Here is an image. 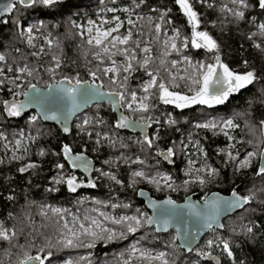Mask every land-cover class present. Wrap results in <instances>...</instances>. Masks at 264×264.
Instances as JSON below:
<instances>
[{"label": "trees", "instance_id": "16d2710c", "mask_svg": "<svg viewBox=\"0 0 264 264\" xmlns=\"http://www.w3.org/2000/svg\"><path fill=\"white\" fill-rule=\"evenodd\" d=\"M190 3L200 21L197 30L208 32L217 42L218 50L191 46L192 26L175 0H56L50 5L37 0L27 6L16 3L12 13L0 20V55L5 57L4 63L0 64L5 69L12 68L13 76L17 75L18 67L27 66L32 70L31 76L21 74L24 91L29 85L43 88L60 80L73 84L77 78L93 82L90 71L97 72L95 83L109 92L113 89L119 91L118 85L112 84L102 71L110 61L106 57L103 62L97 60L94 53L99 49L89 45L74 27L78 21H98L101 16L111 19L115 15L133 20V24L123 22L121 32L131 30L132 41L140 42L139 48L132 41L124 47L134 48L140 60L144 56L140 49L145 46L151 48L148 55L152 63L148 70L158 72V79L163 78L165 83L170 81L166 69L171 67V59L163 55L162 32H170L172 28L178 29L181 37L188 38V47L181 49L180 42V51L170 52L172 58L184 54L211 64L219 55L222 63L232 71L239 74L253 71L257 77L252 84L230 94L223 104L211 107L194 104L178 108L164 104L156 94L150 95L149 110L142 113V117L151 123L148 137L153 143L150 147L139 134H130L115 127V112L109 102L93 104L77 116L68 133L54 124L42 122L38 115L34 121H29L30 112L11 116L3 102H16L22 96L13 97L16 81L13 83V80H9L7 83L4 80L0 89V134L13 140L20 131H29L35 135V142L17 160L4 155L0 144V224L7 229H15L17 233L10 242L0 240V264H19L25 254L46 257L44 264H58L67 260L70 264H124L133 246L153 257L164 252L168 264H212L203 261L197 251L219 256L220 264H264V176L256 175L261 166L260 154L264 153V124L261 123L264 121V34L258 28V23L264 21V9L259 7L258 0H246L247 7L232 0H190ZM108 7L117 8V11L103 13ZM121 7L126 10H121ZM236 7L245 13L243 19L233 14ZM230 8L231 12L228 11ZM164 13L167 15L161 21ZM29 20H34L33 29H37L41 36L47 35L53 40L52 45L44 46L40 54L36 53V46L27 45L19 34L20 25ZM156 23L161 24L159 34L155 30ZM113 59L117 64L124 61L119 54ZM161 60L165 61L163 65ZM57 62L59 68L56 67ZM133 65L135 70L127 74V87L130 91L140 92L142 83L149 77L136 61H133ZM48 69L53 71L49 72ZM180 85L183 83L180 82ZM157 91L152 90L153 93ZM169 112L175 123L166 121ZM209 116L216 119L237 118L239 128L233 133L237 139L233 155L223 153L227 149V137L215 129L203 130L193 125ZM85 119L89 120L88 124L83 123ZM154 119L158 120V129L153 123ZM185 133L200 142L206 152V161L216 170L214 176L205 177L204 184H184L181 181L184 159L179 148ZM65 144L71 147L72 152L86 153L95 161L99 167L96 174L100 178L95 187L75 193L69 190L66 183L55 182L56 178L66 179L74 174L61 152ZM168 148H173L176 154L171 156L172 164H168L162 156ZM219 148H222L220 153L217 152ZM250 149L255 150L257 155L252 157L249 167L239 168L240 157ZM29 164L35 167L25 172L19 171ZM58 164H64V168H58ZM135 170L144 172L148 180L131 177L130 173ZM161 171L172 173V187L149 182ZM111 176L116 179H111ZM139 188L148 190L156 199L169 196L177 202L188 195L202 200L212 191L229 194L234 188L241 196L255 195L243 209L223 220L222 230L208 232L188 254L179 246L173 230L156 233L143 221L136 232L129 233L128 222L115 224L107 219L103 221L104 227L114 230V239H98L94 247H87L85 245L91 243L92 238L79 235V239L71 238L75 246H65L64 239L69 238L65 221L70 229H80L77 222L88 226L95 207L109 210L116 219L139 216L140 213L148 216L150 212L136 195ZM54 208L64 211L55 213L52 211ZM249 227L253 228L252 233L247 232ZM208 239L216 243L209 247ZM220 240L229 242L232 257L223 251ZM130 264L163 262L140 257L137 253Z\"/></svg>", "mask_w": 264, "mask_h": 264}, {"label": "snow or ice", "instance_id": "6c2138e0", "mask_svg": "<svg viewBox=\"0 0 264 264\" xmlns=\"http://www.w3.org/2000/svg\"><path fill=\"white\" fill-rule=\"evenodd\" d=\"M18 2L21 5H30L37 0H18ZM40 3H43L45 5H50L56 2V0H39ZM175 3L179 6V8L182 10L184 15L187 17L188 23L192 26V36H191V46L195 49L205 48L209 51L218 50V44L217 42L212 38V36L209 35L206 31H199L197 30L199 27V19L197 12L193 10L192 4L190 3V0H175ZM233 3H239L240 5L247 7L246 0H233ZM259 7L261 9H264V0H258ZM15 7V4H5L3 5L2 11L5 13H9L13 10ZM228 11H232V9H228ZM237 18L243 19L245 16V13L243 11H235L233 13ZM167 15V13H164L160 19L161 21H164V17ZM117 21H119V18H115ZM167 23H170L171 21H166ZM129 24H133V21L131 19L128 20ZM121 27V23H117L115 28H111L105 31H101L97 29V35L94 38H90L87 43L89 45H95L99 51H96L94 53V56L97 60H100L103 62V58H107L111 62V66L105 67L102 69L104 75L110 76L112 84L118 85L119 91L113 89L112 91L108 92L106 94V98L108 99V102L113 106L114 109H117L119 107H126L129 110L132 111H139V112H147L149 110V104L146 103V101L149 99L150 95L156 94L158 96V99L162 101L164 104H174L178 108H185L193 104H203L208 105L209 107L213 105H219L223 104L229 97L230 94L239 92L242 88H245L247 85L252 84L256 79V75L253 71H247L243 74L236 73L232 71L228 65L222 63L219 55L215 56V63L214 64H205V63H198L196 65H192L193 69L197 73V75L194 76H177L175 74H172L169 71V77L170 81L169 83H165L163 78H159L158 72H153L148 70V66L152 63V58L150 55H148L151 52V48L145 46L141 48V52L144 53L143 59H138L136 55V51L134 48L129 47H118V46H126L129 44L130 41H132L133 33L131 30L127 32L124 36L119 35H113V33L117 32L119 28ZM259 28L262 31V34H264V23H261L259 25ZM155 30L159 34L161 32V24L157 23L155 25ZM91 31V29H89ZM111 37V40L109 41L108 45L105 44V41L108 40V38ZM179 37V31L176 30V34L174 37H170L166 40H164V46L165 49H171L173 51H180V48L177 46L176 38ZM136 45L137 48L140 47V42L132 41ZM110 45V46H109ZM182 46L184 48L188 47V38H184ZM259 47V45H257ZM115 50V51H114ZM121 55L125 58V62L123 64H117V61L113 59V56L115 55ZM164 56L169 55V52L166 50L163 53ZM5 57L3 55H0V61H3ZM185 61H189L188 57H184ZM133 61H136L137 64L141 69H144L147 76L149 77L148 81L145 82L142 85V91L145 93V95L138 97L137 92L135 90H129L127 87V82L129 79V75L132 71L135 70ZM161 65L165 63L164 60L160 61ZM172 66L175 67L177 64V61H172ZM190 63V61H189ZM246 63V62H245ZM60 64L57 62L56 67L59 68ZM20 73H26L27 75H32V70L29 69L27 66L21 67L18 69ZM49 72H52L53 69H48ZM166 71H168L166 69ZM122 73L126 75H121ZM2 74V73H0ZM89 75L93 78V83L90 86L81 88V84L88 85L87 81H81L80 79L75 80V86L71 88H62L59 93L56 94H49L48 97L45 99L49 103L62 105L65 98L70 102V108H68V114L70 115L74 111H76L78 108H80L82 105H86L91 99L96 97L105 98V94H101V87L102 85L95 84V80L97 78V72L90 71ZM17 80L20 79V77L16 78ZM65 79H68L67 77ZM179 80H187L191 82L192 87L189 88V91L193 92L192 95H186L182 94L178 91L170 90L171 88L179 87L178 84L175 83V81ZM4 81L0 80V84H3ZM15 83V81H13ZM19 87V85H17ZM30 88H35V85H29ZM158 90L156 93H153L152 90ZM25 96L28 95V93H24ZM39 100V98H37ZM5 109L7 110L8 114L11 116H18L20 115L21 111L23 110L26 105L23 102L17 103L13 101L12 103H9L8 101H4ZM135 105V107H134ZM58 111L61 110V108L58 107ZM45 119H57L56 112H52L51 115H45ZM67 116H65V119ZM33 120L36 119V117H32ZM149 120L141 118V121H129L128 117L123 115L121 113L119 119L115 122L116 128H128V127H136V126H148ZM84 124H88L89 120L85 119ZM169 123H175L174 120H169ZM264 124V121L261 122ZM225 127H235L236 125L233 124V121L231 119L224 122ZM199 127H216L215 123H205L203 125H198ZM64 132H68L69 129L67 126L63 128ZM227 134V133H225ZM99 135V134H98ZM105 138H107L105 136ZM231 139V137H229ZM97 143H99V139L97 140ZM144 143H146L149 147L152 145L153 141L149 139L147 135L144 136ZM17 144H19V141H17ZM64 158L68 161V163L73 168H83L84 171L89 170V163L88 161L84 160L83 154H77L72 155V149L69 145L65 144L62 149ZM172 149H168L167 156H171ZM41 155H43V152H41ZM257 154L255 152H250L247 154V157L241 161H239V168H246L251 165L252 157L256 156ZM166 156V158H167ZM261 160H264V153L260 154ZM233 159H235L233 157ZM77 161H81V163H77ZM35 167L33 164H29L26 167H22L19 169L20 172L27 171L28 168ZM58 168L63 169L64 164H58ZM209 176H214L216 174L215 169H207ZM104 175H110L109 173H103ZM133 175L135 177H145V173L142 171L134 172ZM257 176H264V163L261 164V166L258 168L256 172ZM111 179L115 180V176H111ZM166 186L172 187L170 183H167L171 178L170 177H164ZM200 184H204L205 180L203 177H197ZM56 183L64 182L67 184L70 191L75 192L76 189L80 186L76 182L75 176H70L66 179H55ZM120 181H117L119 183ZM149 182L152 183H158V181L155 178H151ZM185 183H188V181H185ZM88 185L91 187H95V184L89 180ZM254 193L246 196H240L235 190H233L232 193V199L230 200H221L218 197H214L211 201H209L207 198L204 201L205 211H201L197 208L196 205L191 204L188 205V207L191 209L192 214L197 217H203V227L211 229L213 227V222L217 223L219 227H223L222 224L218 223V217L221 213V210L224 211H230L234 210L236 208H242L245 204H248L251 202V200L254 198ZM11 199V197H9ZM165 203L167 204H174L175 202L172 200H168ZM153 207L155 205H152ZM113 207H116V205H113ZM124 207H128V205H124ZM55 213H61L62 209L54 208L52 209ZM139 211V210H138ZM103 216L104 214L101 213ZM162 215L164 216H172L175 215L174 212L171 210H166L165 213ZM105 220L111 219L113 223L115 224H122L125 222L127 223V231L129 233L136 232L139 227L142 226L143 223H147L149 225H152L154 223H160L157 219H154L153 216H147L146 213H140L139 216H122L119 219H116L114 217L110 218L105 216ZM133 224L135 226H133ZM163 228L166 229L168 226V220L164 219L163 222ZM64 227L68 229L69 233L72 237H75L76 239H79V235H84L92 238V242L88 243L87 247H94L95 241L98 239H106V240H112L115 238V233L113 229L103 227L101 223L93 219L91 223L86 227L84 224H80V233L79 235L73 231L72 229L68 228V222L65 221ZM95 229H99V231H96ZM161 228H157V231H160ZM248 233L253 232V228L249 227L247 228ZM106 234V235H105ZM17 235L15 229H7L3 227L2 224H0V240L4 241H11L13 237ZM216 242L213 240H208L207 244L209 247H212ZM65 246H75L74 240L71 238H65L64 239ZM219 244L222 245L223 251L227 254L228 257L233 256V252L231 250L230 244L227 240H220ZM22 247V246H21ZM188 251H192L191 247H187ZM139 253L140 257H149L150 259L160 260L163 262V264H168L167 259H165V253L160 252L156 256H151V254L141 252L140 249L133 246L131 249V253L124 261V264H130V261L136 254ZM48 255L50 256L51 253L49 252ZM200 255H209L206 253H200ZM44 259L40 256H30L25 254L24 258L19 262V264H29L30 261L39 260L40 264H44Z\"/></svg>", "mask_w": 264, "mask_h": 264}, {"label": "rangeland", "instance_id": "374dc122", "mask_svg": "<svg viewBox=\"0 0 264 264\" xmlns=\"http://www.w3.org/2000/svg\"><path fill=\"white\" fill-rule=\"evenodd\" d=\"M232 2H233V0H232ZM120 9L126 10L125 7H121ZM105 11L106 12H116L117 8L108 7L107 9L103 10V13H106ZM236 11H240V10L236 7ZM117 17L119 18V21H117L115 19ZM129 19H130V17H127V18L125 17L124 19H122L119 17V15H115L111 19H109L105 16H101V17H99L98 21H96L94 19H88V20H86V22L85 21L84 22L83 21L75 22L74 27L78 31V34L81 36H84V38H86V40L88 41L90 38H94L97 35V29H99L101 31H105V30H108L111 28H115L116 24L118 22L121 23V27H122L123 22L128 23ZM33 23H34V20H29L26 24H21L19 27V34L24 39V41L27 45L32 46V47L36 46L38 49L36 51V53L40 54L44 46H51L52 45L53 40L51 38H49V36H47V35L41 36L37 29H33ZM261 23H264V21H260L258 23V28H259V25ZM121 27L119 28V30L117 32L113 33V35H119V36L126 35L129 30L127 29L124 33H122ZM89 29H91V31H89ZM176 30H178V29L172 28V31H170V32L168 30H164L162 32V38H163L162 39V44H163L162 49H163V52H165L167 50L170 54V52L173 51L170 48L165 49L163 42H164V40H166L170 37H174L176 34ZM184 38L185 37H181L180 32H179V37L176 38V43L178 46V44L181 42V45H180L181 49H185L182 46ZM110 40H111V37H109L108 40L105 41V44L108 45ZM118 47H124V46L121 45ZM166 57H169V59H171L170 60L171 62L177 61V64L175 67L172 66V63H170L171 67L167 71L168 76H169V71L172 74H175L177 76H194V75H197V73L193 69L192 65H196L200 62L208 64L204 60H197V59L194 60L190 56H187L184 54H181L180 56H178V58H172L173 56L171 57V55H167ZM184 57H188L190 63H189V61H185ZM163 58H164V56H163ZM122 59L124 61H121L119 64H123L125 62V58L123 56H122ZM0 63H4V60L0 61ZM214 63L215 62H213L211 64H214ZM109 66H111V62L108 65H106L105 67H109ZM18 69H19V67L16 68L17 75L13 76L12 75V68L10 69L9 67H7L5 69L0 64V73H2V74H0V80H3V81L5 80V82H7V83H9V80H13V81L17 82V84L15 86L16 89H14L12 91L13 97H15V98H20L24 94V90L22 89V86H21L22 82H23V77H21L22 73H20L18 71ZM111 75H112L111 73L109 75H107V78L109 80H111L110 79ZM17 77H20V79L17 80L16 79ZM147 81L148 80H146L145 82H147ZM180 82L183 83L182 86L180 85ZM144 83H142V85ZM175 83L178 84L179 87L171 88L170 90L178 91V92H181L182 94H186V95H192L193 94V92L189 91V88L192 87L190 81L177 79L175 81ZM3 84H0V89L2 88ZM17 85H19V87H17ZM9 88L10 87L8 86L7 89L9 90ZM137 95H138V97H141V96L145 95V93H143V91L141 90L140 92H137ZM146 103L149 104V99L146 101ZM169 106H175V105L169 104ZM134 107H135V105H134ZM123 108L125 109L127 114L135 120H141V118H144V117H142L143 112L132 111V110L127 109L126 107H123ZM32 117H37L36 112L32 111L29 113V121H34L32 119ZM165 119H166V121L173 120L171 112H169L167 114V117ZM229 119H231L233 121V124L236 125L235 127H225L224 122L229 120ZM153 123L156 124V129H158L159 128L158 120L154 119ZM205 123H208V124L215 123L216 127L205 128V127H199L198 126V125H203ZM75 124H76V122H75ZM193 125L196 128H201L203 130L215 129V131H217V133H220V134L224 135L225 137H227L228 143H226V145H225V146H227V149L225 148V150H223V153H225V155H227V156L233 155L232 151L236 150V142L235 141H237V139L234 138L233 133L239 128V122H238L237 118L226 117L223 119H216L213 116H209L206 119H203L201 121L193 123ZM225 133H227V134H225ZM155 134H156V132L154 131V136H155ZM105 136L107 137V135H104V137ZM229 137H231V139H229ZM135 139H137V137ZM17 141H19V144H17ZM34 142H35V135L29 131H20L18 133V135L13 140H9V138L6 135L0 134V144H1L2 153L6 156L10 155V157L14 158L15 160H17L23 154V152L26 151L29 148V146H31ZM168 149H172V153H173L171 155L172 157L174 155H176L173 148H168ZM217 152H219V153L222 152V148H219L217 150ZM250 152H255V150L250 149V150L246 151L243 154V156L240 157V161L245 159L247 157V154ZM179 153H181V157L184 159V164L182 166V172H183V178L181 179L182 183L186 184L185 181H188V183H199L197 177H203L205 179L206 176H209L207 169H212V167L205 159L206 158L205 149L200 144V142L198 140H196L195 138L190 136L188 133H185L181 138ZM97 170H99L98 166H96L95 171L93 173V178L95 180L94 183H97L100 181L99 176L96 174ZM137 171H139V170H135V171L131 172L130 173L131 177L132 176L135 177L133 175V173L137 172ZM145 177H147V176H145ZM164 177H170L171 179L167 183H170L172 185V183L174 181V177H173L172 173L168 172V171H161L160 173L156 174L155 179L158 181V183H156V184L168 188L166 186L165 180L163 179ZM138 178L148 180L149 177H147V178L138 177ZM56 179H62V178L59 177ZM93 210L95 211V213L90 217V223L93 219H96L104 227V224H103V221L105 220L104 217L107 216V217L112 218V214L109 210L104 211V210L97 208V207L93 208ZM101 213H103L104 215L102 216ZM148 216H150V214ZM77 223H79V225L82 224L81 222H77ZM71 229L79 235L80 229H78L76 227H72ZM95 230L99 231V229H95ZM175 236H176V234H175ZM69 238H73L70 233H69ZM208 240H210V239H208ZM58 264H70V262L67 260V261H63V262L58 263Z\"/></svg>", "mask_w": 264, "mask_h": 264}, {"label": "water", "instance_id": "95a60500", "mask_svg": "<svg viewBox=\"0 0 264 264\" xmlns=\"http://www.w3.org/2000/svg\"><path fill=\"white\" fill-rule=\"evenodd\" d=\"M16 4L19 3L18 0H0V20L5 18L6 16L10 15L12 13H5L2 11L3 5L5 4ZM25 6V5H24ZM93 82H88V85L81 84V88L87 87L92 85ZM97 85H100L98 83H95ZM75 86V83H70L68 80H60L58 82H54L49 84L47 87H37L35 88H28L24 91V93H28L27 96L23 94L21 99L17 100V103L23 102L26 107L23 108L21 111L20 115H23L24 113L28 112H36V114L39 116V118L42 120V122L46 123H51L54 124L58 127H60L62 130L65 126L68 127L69 131L71 130V127L73 125L74 119L79 116L81 113L85 112L89 107H91L93 104H100V103H107L108 99L106 98V94L109 92L103 87H101L100 91L101 94H105V98L101 97H96L91 99L86 105H82L80 108H78L76 111L71 113L70 115L68 114V108H70V102L67 100V98L64 99L62 105H57L53 103L47 102L45 99L48 97L49 94H56L59 93L62 88H71ZM39 98V100H37ZM61 108V110H57ZM52 112H56L57 119H45V115H51ZM65 116L67 118L65 119ZM129 121H136L131 118H128ZM151 123L149 122V125ZM148 126H136V127H128V128H123V130L127 131L130 134H137V133H142L148 129ZM264 127V125H263ZM68 131V132H69ZM65 132V133H68ZM63 149V148H62ZM61 149V152H62ZM167 152H163L162 156H164L165 160L168 162V164H172L171 156H167ZM63 153V152H62ZM83 154L84 160L90 162L89 163V170L84 171L83 168L77 167L74 168L77 171H79L88 181L92 180L93 178V173L96 168V163L95 161L86 153L83 152H77L74 153L72 152V155H77V154ZM167 156V158H166ZM66 160V159H65ZM67 161V160H66ZM68 162V161H67ZM77 163H81V161H77ZM264 163V160H261L262 164ZM70 165V164H69ZM71 166V165H70ZM72 167V166H71ZM73 168V167H72ZM233 190L236 191L234 188ZM233 190L229 194H222L218 191H212L210 192L202 201L195 199L192 195H188L184 198V200L177 202L171 197L167 196L163 199H156L154 198L151 193L144 189V188H139L136 192L137 198L143 201V204L145 208L150 212V216H153L154 219H157L160 221V223H154L152 225H149L146 223L147 227L153 228L156 233H167L171 230H173L176 234V239L181 247L187 254L190 253L191 251L187 250V247H191L192 251L200 244L202 238L211 230L216 229V230H222L223 227H219L217 223L213 222V227L211 229L203 227V217H197L192 214L191 209L188 207V205L194 204L197 206V208L201 211H205V206H204V201L207 198L209 201H211L214 197L220 198L222 201L223 200H230L232 199V193ZM237 192V191H236ZM238 193V192H237ZM239 194V193H238ZM240 195V194H239ZM241 196V195H240ZM172 200L175 203L174 204H167L165 203L168 200ZM152 205H155L154 207ZM246 204L244 205V207ZM242 208H236L234 210L230 211H224L223 209L221 210V213L218 217V223L223 225V220L226 217L231 216L235 212L243 209ZM166 210H171L172 212L175 213V215L172 216H164L162 215L163 213L166 212ZM167 219L168 220V226L166 229L163 228V220ZM157 228H161L160 231H157ZM200 251H197V255H200ZM206 254L209 255H200L201 259L203 261L211 262L212 264H220L221 259L219 256L212 254L211 252H205ZM31 256H37V255H31ZM29 264H40L39 260L35 261H30Z\"/></svg>", "mask_w": 264, "mask_h": 264}, {"label": "flooded vegetation", "instance_id": "af4514ba", "mask_svg": "<svg viewBox=\"0 0 264 264\" xmlns=\"http://www.w3.org/2000/svg\"><path fill=\"white\" fill-rule=\"evenodd\" d=\"M110 104V103H109ZM111 105V104H110ZM112 106V105H111ZM120 108L121 107H119V108H117V109H114L113 108V106H112V109H113V111L115 112V122L119 119V117H120V115H121V113H123V115H125V116H127L128 118H131L128 114H127V112L125 111V109H121L120 110ZM131 119H133V118H131ZM133 120H135V119H133ZM136 121H141V120H136ZM150 127H151V124L149 125V127H148V129L146 130V131H144V132H142V133H137V134H139L140 135V137H142V138H144V136L145 135H147L148 136V133H149V130H150ZM120 129H122L123 130V128H120ZM73 171H74V174H73V176H75L76 177V182L80 185L77 189H76V191H75V193H78L79 191H82L83 189H87V188H90L91 186H89L88 185V180L79 172V171H77L76 169H74L73 168ZM78 173H80V175H78ZM93 183L95 182V180H94V178H92V180H91ZM95 184V183H94ZM73 192V191H72Z\"/></svg>", "mask_w": 264, "mask_h": 264}]
</instances>
